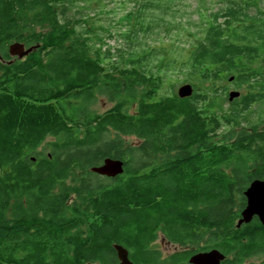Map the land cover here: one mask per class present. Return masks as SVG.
<instances>
[{
    "label": "trees",
    "instance_id": "obj_1",
    "mask_svg": "<svg viewBox=\"0 0 264 264\" xmlns=\"http://www.w3.org/2000/svg\"><path fill=\"white\" fill-rule=\"evenodd\" d=\"M75 1L0 0V264H115L113 243L133 264L211 248L221 264H255L243 258L263 229L236 223L244 189L264 180V115L249 119L264 102L260 0H199V23L175 0H132L114 32ZM184 26L195 31L180 60L179 38L157 41ZM15 41L32 50L11 56ZM233 73L245 92L228 102L217 82ZM173 75L189 96L165 87ZM107 156L121 174L90 170ZM158 233L178 249L154 260Z\"/></svg>",
    "mask_w": 264,
    "mask_h": 264
},
{
    "label": "rangeland",
    "instance_id": "obj_2",
    "mask_svg": "<svg viewBox=\"0 0 264 264\" xmlns=\"http://www.w3.org/2000/svg\"><path fill=\"white\" fill-rule=\"evenodd\" d=\"M175 1L178 3L177 5H179V9H180L179 13L182 12L184 14L182 18L183 20L188 19L192 21V23L201 22V18L197 12V9H200V6H201L199 0H175ZM212 1H213L212 2L213 9H216L217 6H219L220 4H217L215 0H212ZM75 2L76 3H74V5H77L78 8L80 6H83V8L80 9V11L81 13L84 14V17H88L90 19V23L91 22L93 23L91 25H93L94 28H97L99 27V25H101L102 27H109L111 32H114L119 29L120 26H117L115 24L122 20L123 14L128 10V8L131 7L133 3L132 0H76ZM78 8L75 6L72 11H75ZM201 11L203 10L201 9ZM156 19H158V17H156ZM182 24L184 25V23ZM111 26H115V27L112 28ZM184 28L185 29L180 30V32L178 33L174 34L173 32H171L167 36H163V34H166V30L162 29L163 31L159 34L158 36L159 39L157 41L163 47L169 48L170 43L173 41H177V38H179L177 43L182 48H179L177 57L180 60H182L185 57L186 55L185 49L189 44V39H192L190 37L191 33L195 31L194 26L192 28L184 26ZM109 41H110L109 43L111 44L120 43V41L115 38H111L109 39ZM173 56H176V53L171 55L170 57H173ZM165 58H168L167 55H165ZM183 77H184L183 75H180L179 77H177L176 75H173L169 82L170 86L166 84L165 87L167 89H170L172 86L173 88L176 89L179 85L184 83L182 82ZM226 78L224 79L221 78L219 80V83L217 82V84L225 85L227 81ZM192 82L195 83V86H197L196 88L200 91L206 89V87L208 86L207 84L205 86L202 85V83L197 81V79H194ZM233 89L238 90L241 93L245 92V88L243 87L234 86ZM227 105L228 103L226 100L225 106ZM109 106H110V103L104 96H99L96 102L93 103L92 105V107L96 109L97 111H102ZM252 110H254V114L249 115V119H253V118L256 119V117H258L260 114L261 116H263L264 115V102L261 101L259 103H255V105L252 107ZM160 238H161V234L158 233V237H157V240L154 246L160 247L163 253H167L169 251L178 249V246H173L168 243H164L163 245H161Z\"/></svg>",
    "mask_w": 264,
    "mask_h": 264
},
{
    "label": "water",
    "instance_id": "obj_3",
    "mask_svg": "<svg viewBox=\"0 0 264 264\" xmlns=\"http://www.w3.org/2000/svg\"><path fill=\"white\" fill-rule=\"evenodd\" d=\"M32 50V47H26L24 43L15 41L8 45V52L11 56L21 58ZM192 85L183 83L176 89V94L179 97L189 96L192 93ZM237 90L228 92V100L237 97ZM124 162L119 158L105 157L98 165H93L90 170L98 175L105 177H114L123 172ZM245 197V205L240 211V217L237 220L236 226L241 223H247L253 215H256L259 221L264 225V180L253 179L249 182L243 191ZM113 248L116 252L118 261L115 264H132L128 258V251L120 244L113 243ZM225 258V255L216 248H211L205 251H199L191 254L188 258L190 264H220Z\"/></svg>",
    "mask_w": 264,
    "mask_h": 264
},
{
    "label": "flooded vegetation",
    "instance_id": "obj_4",
    "mask_svg": "<svg viewBox=\"0 0 264 264\" xmlns=\"http://www.w3.org/2000/svg\"><path fill=\"white\" fill-rule=\"evenodd\" d=\"M257 3L259 5V11H258L259 14H257V15L255 14V16L256 17L259 16V21H264V14H263V12H264V0H260ZM253 12H256L255 8H252V11H250L251 14H254ZM261 55H264V53L261 54ZM234 77H235L234 73L227 76V81H226V84L224 85L225 86V93H227V96H228V92L230 90H234L233 87L236 86L233 83ZM238 92H239V95L237 97L233 98L232 100H228V102H231L234 99L238 98L240 96V94H241L240 91H238ZM263 100H264V98H263ZM247 223L257 224L259 227H261L263 229L262 230L263 234H258L259 232L256 229L251 230L250 235L251 234H256V235H253V237L251 235V237L253 238L252 239V242H253L252 244H253V247H254L255 250H253L252 253L249 256L243 258L244 259L243 263H251L252 262V263L258 264V263L264 261V225L259 221V219H258V217L256 215H253L251 220L249 222H247ZM247 223H241L237 227H240L242 224H247ZM157 237H158V234H157L156 238H154L150 242L151 246L154 247L155 249H157L159 251V253H160V256L157 259H154V260L166 259L175 250L169 251L167 253H163L161 251L160 247H155L154 246V244H155V242L157 240ZM160 239H161V241H160L161 245H163L164 243H168L170 245L176 246L174 243H172L169 240H167L162 234H161V238ZM240 241H241L242 245L244 243H246L245 238L243 236L241 237ZM117 261H118V259H117ZM187 263L190 264L188 262V260H187Z\"/></svg>",
    "mask_w": 264,
    "mask_h": 264
}]
</instances>
